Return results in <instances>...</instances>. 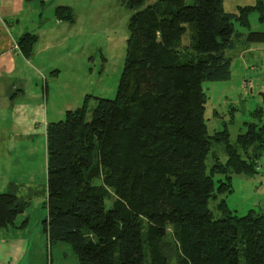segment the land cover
<instances>
[{"label":"trees","instance_id":"trees-1","mask_svg":"<svg viewBox=\"0 0 264 264\" xmlns=\"http://www.w3.org/2000/svg\"><path fill=\"white\" fill-rule=\"evenodd\" d=\"M125 1L135 8L146 0ZM256 10L264 1L238 12L227 11L225 0H156L137 10L116 96L96 97L89 108L87 95L48 124L44 229L51 243L71 245L76 264H147L148 256L150 264H264V214H233L225 200L221 217L209 208L218 193L232 191L230 172L256 171L264 122L247 123L234 143L226 125L211 133L204 89L231 78L228 49L264 43V31L251 29ZM56 15L73 20L69 6ZM190 24L195 31L183 45ZM36 41L33 33L19 38L24 54ZM215 145H223L225 162ZM29 205L0 193V227L15 225Z\"/></svg>","mask_w":264,"mask_h":264},{"label":"rangeland","instance_id":"rangeland-1","mask_svg":"<svg viewBox=\"0 0 264 264\" xmlns=\"http://www.w3.org/2000/svg\"><path fill=\"white\" fill-rule=\"evenodd\" d=\"M154 1L156 0H146L142 5L133 8L125 0H39L38 4L42 5L46 15L54 12L57 19H60L56 15L59 6H69L73 13V20L67 23L69 27L64 32V42L60 47L62 60L53 61L61 73H46L50 90L44 110L48 111L49 118H53V121L64 119L66 111L81 107L87 95H90L89 108L95 105L96 97L116 96L126 59L130 18L137 10ZM193 2L194 0H187L189 4ZM255 3L256 0H225V9L236 12L237 6ZM263 13V10H256L250 14L252 30L264 31V20L259 19ZM188 27L183 36V45L190 44L195 31L191 24ZM237 28L245 34L249 31L243 26L238 25ZM55 34L58 35L57 32ZM54 41H57V37ZM251 45L254 49L250 52L244 49L243 42L226 51L232 59L230 79L204 83L208 96L206 117L209 130L213 133L222 130L226 125L232 143L240 133L247 130V123L264 122V117L262 119L258 116V110L262 109L264 113V43ZM56 50L57 46H54L42 58L46 59L50 53L52 57H56ZM44 84L40 79V88ZM36 148V167L41 176L47 151L43 133L38 135ZM213 151L219 155L221 162L227 160L223 145H215ZM256 151V171L252 174L230 172L232 191L218 193L216 198L210 200L209 208L215 217L223 214L218 207L222 200L226 201L233 214L241 216L250 210L257 215L264 214V146ZM212 163L213 155L210 154L207 164L209 166ZM37 202V198L32 200V205L28 208L31 222L27 229L32 235V245L21 264H76L77 255L68 242L49 241L44 229V219L47 218L46 202ZM144 230L146 232V227ZM5 231L8 233L13 230L8 228ZM150 262L148 256L147 264Z\"/></svg>","mask_w":264,"mask_h":264},{"label":"crops","instance_id":"crops-1","mask_svg":"<svg viewBox=\"0 0 264 264\" xmlns=\"http://www.w3.org/2000/svg\"><path fill=\"white\" fill-rule=\"evenodd\" d=\"M38 3L39 0H0V193L12 192L28 199L30 205L36 198L44 203L48 199V154L46 151L40 176L36 140L43 133L47 150V126L54 119L44 110L50 90L46 73H61L53 61L62 60L60 47L69 27L68 21L57 19L54 12L46 15ZM24 33L38 37L31 55L24 54L19 45ZM49 35H55L57 41L56 37L45 38ZM54 46L56 57L50 53L42 58ZM244 46L248 52L254 49L251 44ZM40 79L45 83L41 88ZM28 208L15 225L0 227V264H21L26 257L32 245L27 229L31 222ZM24 221L25 225L18 227ZM8 228L13 231L7 233Z\"/></svg>","mask_w":264,"mask_h":264}]
</instances>
